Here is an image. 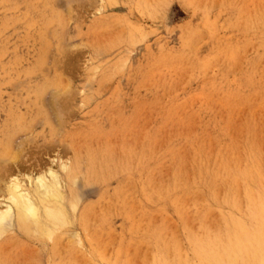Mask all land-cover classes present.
I'll return each instance as SVG.
<instances>
[{"label": "rangeland", "instance_id": "374dc122", "mask_svg": "<svg viewBox=\"0 0 264 264\" xmlns=\"http://www.w3.org/2000/svg\"><path fill=\"white\" fill-rule=\"evenodd\" d=\"M49 171L0 264H264V0H0V207Z\"/></svg>", "mask_w": 264, "mask_h": 264}, {"label": "bare ground", "instance_id": "6f19581e", "mask_svg": "<svg viewBox=\"0 0 264 264\" xmlns=\"http://www.w3.org/2000/svg\"><path fill=\"white\" fill-rule=\"evenodd\" d=\"M256 17V16H255ZM61 98V97H60ZM62 99V98H61ZM65 99V98H64ZM10 118V117H9ZM195 124V123H194ZM82 129V128H81ZM161 130V129H160ZM188 130V129H187ZM147 131V130H146ZM187 132V131H186ZM183 133V132H182ZM174 140V139H173ZM162 141V140H161ZM246 142V141H245ZM183 147V146H182ZM78 150V149H77ZM182 150V149H181ZM76 151V150H74ZM164 152V151H163ZM241 153V152H240ZM155 154V153H154ZM178 154V153H177ZM160 156V155H159ZM263 160V159H262ZM159 169V168H158ZM217 171V170H216ZM234 171V170H233ZM224 174V173H223ZM230 175V174H229ZM29 179V178H28ZM167 179V178H166ZM217 181V180H216ZM262 181V180H261ZM29 185L35 189L34 193L29 189L24 188V183L20 180H16L8 183L7 190L5 193V202L2 203L0 207V234L6 223L16 222L18 225H27L35 223L38 226V231L42 235H49L52 228L56 229L54 224L60 223L61 216L64 213H60V210L53 207L44 206V200L46 198L61 199V194L59 192V178L58 175L49 171L45 176H38L35 182L32 179L28 180ZM22 183V184H20ZM26 186V185H25ZM30 186V187H31ZM259 188V187H258ZM251 190V189H250ZM249 191V190H248ZM250 192V191H249ZM225 193V192H224ZM247 193V192H246ZM252 193V192H251ZM254 194V193H253ZM253 196V195H252ZM246 200V199H245ZM259 201L257 198L253 200ZM251 202V203H253ZM46 205V204H45ZM49 206V204H47ZM257 205V204H256ZM260 205V204H259ZM221 206V205H220ZM46 207V208H45ZM201 207V206H200ZM257 211L262 214L261 206H257ZM62 210V208L60 207ZM252 204L250 205L249 213L252 214ZM256 211V212H257ZM257 212V213H258ZM61 215V216H60ZM64 216V215H63ZM62 216V217H63ZM60 218V219H59ZM65 218V217H63ZM200 218V217H199ZM49 219V220H48ZM51 220V221H50ZM199 220V219H198ZM65 221V220H64ZM246 221V220H245ZM50 222L52 224H50ZM204 222V221H203ZM54 223V224H53ZM62 224V223H60ZM53 225V226H52ZM63 225V224H62ZM58 227V226H57ZM35 228L36 225H35ZM244 228V227H243ZM37 230V229H36ZM245 230V229H244ZM55 231V230H54ZM244 232V231H243ZM249 233V231H247ZM3 234V233H2ZM2 234L0 236H2ZM222 236V235H221ZM235 236V235H234ZM221 238V237H220ZM250 238V237H249ZM219 239V238H218ZM224 239V238H223ZM253 240V239H252ZM235 242V240H233ZM206 242V241H205ZM237 242V241H236ZM210 243V242H209ZM232 243V242H231ZM220 244V242H219ZM255 245V244H254ZM253 245V246H254ZM208 246V245H207ZM235 246V244L233 245ZM209 247V246H208ZM211 247V246H210ZM248 247V246H247ZM215 250V248L213 247ZM224 249V248H223ZM207 250V249H206ZM212 250V249H211ZM209 251V249H208ZM210 252V251H209ZM226 252L231 256L233 252L226 250ZM244 252V249H243ZM259 252V251H258ZM221 253V252H220ZM219 253V254H220ZM254 254V253H253ZM217 255V254H216ZM233 256V255H232ZM246 256V255H245ZM216 257V256H215ZM214 258V257H213ZM225 258V257H224ZM221 260V259H220ZM219 260V262H220ZM237 260V259H236ZM259 260V258H258ZM232 261V260H231ZM230 262V261H229ZM258 263V262H257ZM211 264V263H210ZM222 264V263H220Z\"/></svg>", "mask_w": 264, "mask_h": 264}]
</instances>
